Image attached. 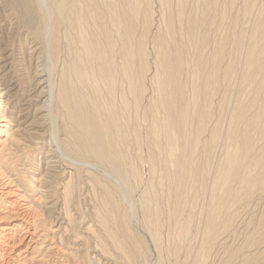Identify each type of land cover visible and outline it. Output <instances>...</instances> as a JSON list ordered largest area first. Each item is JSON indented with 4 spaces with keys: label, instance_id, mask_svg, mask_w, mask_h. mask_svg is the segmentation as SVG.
I'll list each match as a JSON object with an SVG mask.
<instances>
[{
    "label": "bare ground",
    "instance_id": "1",
    "mask_svg": "<svg viewBox=\"0 0 264 264\" xmlns=\"http://www.w3.org/2000/svg\"><path fill=\"white\" fill-rule=\"evenodd\" d=\"M156 1L163 7L166 30L152 35L154 0H36V4L33 0H12L28 23L29 36L39 43L45 41L42 31L46 29L41 25L46 21H51L48 32L55 37L59 26L67 25L66 48L73 59L60 69L56 90L49 73L51 65H46L50 70L43 65L35 73L32 89L20 90L11 76V53L0 48V264L88 263L78 260L76 253L68 251L70 247H59L75 232L76 221L68 210L75 201L71 181L59 188L67 226L59 219L54 227L46 228L43 223L42 215H51L59 208L58 200L48 198L54 192L53 183L66 171L63 163L75 167L88 164L87 168L100 165L119 182L114 185L124 192L134 218L141 216L139 223L153 240L160 263L165 261L164 254L167 264H211L208 260L213 251L224 248L221 264H258L257 250L249 254L242 251L257 246L261 235L255 238L247 233L244 245L238 248L228 246L227 240L242 204L256 196L264 197V11L249 34L241 28L222 37L208 56L207 33L200 36L201 44H192L197 31L208 25L218 1L208 0L201 16L188 15L185 40L176 36L175 20L184 18L187 0H176L177 19L170 13L169 0ZM252 1L244 2L245 15ZM139 21L143 23L141 33ZM154 42L156 47L149 49L148 43ZM242 46L244 56L238 57ZM226 57L229 59L224 64ZM187 65L192 66L189 93L187 79L182 77ZM152 68L156 86L150 96L147 76ZM220 77L227 84L233 78L238 86L223 133L219 122L224 117L226 98L221 101L217 122L211 125L215 115L212 98L218 92ZM48 120L52 124L49 131ZM26 133L34 149L49 133L48 149L39 147L45 164L42 170H20L15 165L21 156L19 147L31 146L23 142ZM206 133L207 138H203ZM217 148L222 152L211 173L207 167ZM87 172L103 191L102 215L97 221L127 262L137 264L136 257L144 255L143 243L132 229L131 212L122 205L121 193L114 192L115 186L102 184L91 169ZM159 189L166 190V195L162 193L165 208L160 205ZM200 190L207 197L200 207L198 203L196 212L200 198L196 193ZM187 204L189 209H185ZM163 214L169 223L166 244ZM92 228L85 226V240L90 239ZM84 239L75 236L79 250L87 244Z\"/></svg>",
    "mask_w": 264,
    "mask_h": 264
},
{
    "label": "rangeland",
    "instance_id": "2",
    "mask_svg": "<svg viewBox=\"0 0 264 264\" xmlns=\"http://www.w3.org/2000/svg\"><path fill=\"white\" fill-rule=\"evenodd\" d=\"M177 1L176 0H169V2H170L169 5L171 7V8L169 7L170 8L169 10H171L170 13H172L173 16L174 15L177 16L176 15L177 14V4H176ZM217 1L218 2L215 5L216 9L214 7V10H212V12L210 13L208 25L204 29H201V30L197 31L198 34L196 33L197 35H195V38H194V41H193L194 43L192 44V45L201 44V42H202L201 40L203 38V35L205 33H207V35L205 34L204 36H206V37L208 36L209 37V39L207 37V39H208L207 47H208L209 50L206 48V52H205V54L208 55V56H210L211 52H213V50H215V47L218 45V44H216V42L218 43L222 39V37L224 38L225 36H228V35L231 36V34H233L235 31H237V30H239L241 28H244L246 30V33L249 34L250 31L256 25L257 21L263 17V15L261 16V14H262V11H264V6H262V5H264V0H255V1L253 0L252 1L253 2L252 3V7L250 9L251 11L249 10L246 15L244 14L245 13L244 12V10H245L244 8H245V5H246V4H244V2L246 3L247 0H230V1L229 0H226V1L222 0L224 5L222 4V2L220 3V0H217ZM33 2L35 3L36 0H33ZM207 2H208V0H187V3H186L187 5L185 6L186 8H185V13H184V18L182 19L183 22L181 20H178L174 16L175 19H177V20H175V24L178 23V25H175V27H176V36L178 37V39H184V37H185V35L187 33V21H188L187 19H188V17L191 16L192 14H193V16H197V17L201 16L204 13V11H205V8H203V7L206 6L205 4ZM254 2H255V4H254ZM14 7L15 6L12 5V0H0V48H4L5 47L7 49V51H9L11 53L12 66H13L12 69H11L12 70L11 71V76L13 77V80H15L16 82L19 83L20 90L21 89H27L28 90L30 88L32 89V87H31L32 84H33L32 78H34L35 73L37 71H39L40 69L44 68V66L51 65L49 67L52 70H50L48 68V66H46V67H47V69L50 70V71L48 70L49 73L50 72L52 73V74L50 73V75H51L52 81L54 80L53 81V85H54V90H56V87L58 86L59 79L61 78L60 77L61 76L60 74H62L61 70H63L65 63L67 65V63L70 62V59L71 58L73 59V55L72 54L70 55L68 53L69 51L67 52L68 48H66L67 45H66V41H65V34H67L69 32V28H67V25L61 24L59 26V28L57 29V34H56L57 37H55V35L53 36L52 33L50 34L51 31L48 30L49 27H50V22L51 21H49V23H47V21H46V25L45 26H43V24L41 25V23H40V25L43 27V29H46V30L42 31L44 33V35H45L44 36L45 37V41L43 39L44 42L43 43H41V42L39 43V41L34 40L33 37L29 36L30 34L28 33V23L25 21L23 15L20 12H17L18 10H15ZM228 10H229V12H228ZM162 11H164L162 5L159 2H157L156 0H154V2L152 4V13H153V20H152L153 24H152V28H151L152 31H153V33H151L152 35H154L158 31L164 32L166 30V26H165L166 23L164 22V18H162V15H163ZM200 12H201V14H200ZM218 12L219 13L220 12L223 13V15L219 14ZM34 14H35L34 16L36 17L37 13H34ZM217 14H219V15H217ZM220 16L222 18H224V19L222 20V18ZM241 16H242L243 20L241 19ZM244 16H245V18H244ZM36 18H38V16ZM214 18H216L215 21H214ZM218 19H219V21H218ZM235 21H237V22H235ZM141 22L142 21H139V32L140 33L143 31V23H141ZM180 22H182V23L180 24ZM233 22H235V24ZM240 23H242V24H240ZM63 25H64L65 29L62 27ZM177 26H179V28ZM231 26L233 28L236 27V28L233 29L234 31L231 29L232 28ZM239 26H241V27L239 28ZM243 26H245V27H243ZM177 29H179V30H177ZM183 29H185V30L183 31ZM48 31H50V32H48ZM66 31H68V32L66 33ZM225 31H226V33H225ZM50 35H52V36H50ZM46 36L48 37L47 39H46ZM218 36H219V38L220 37L221 38L219 39ZM180 37H182V38H180ZM195 39H196L197 43H195ZM213 39H214V41H213ZM212 41H213V43H212ZM48 46H51V47H48ZM153 46L156 47V43L155 42H154V44L153 43H148V48L149 49H152ZM54 49H55V52H54ZM207 51L209 52V54H207L208 53ZM244 53H245V48L242 46L238 50V57H243ZM54 54L57 55L58 57L55 56ZM67 54L69 55L68 57H67ZM54 57H55V59H54ZM46 59H49V60H46ZM228 59H229V57L228 58L226 57L224 64L227 63ZM54 62H55V65H54ZM50 63H52V64H50ZM52 66L56 70H54L52 68ZM190 66L191 65H187V67H186L187 70H185L186 71L185 73L183 71V76H182L183 78L185 77L184 80L187 79L185 82L187 84L188 93L191 91V85L193 83L192 76H191L192 66L191 67ZM189 69H190V71H189ZM53 70H54V72H53ZM237 70L238 71H236V73H237V76H238V74H240L241 70H240V68H238ZM153 72H154V69L152 68V70L149 72L150 74H148V76H147V79H148L147 82H148L150 96H152L154 94L155 86H156L155 85V81H153L154 79L152 78L153 77V74H152ZM189 77H191V78H189ZM190 80H191V82H190ZM118 81L121 82L122 80H120V78H118ZM28 83H29V85H28ZM55 83H57V84H55ZM122 87L123 86L120 85V88H121L120 91L123 90ZM237 91H238V86H237V83H235V79L232 78V80L230 81V84H227V82L226 81L223 82V78L220 77V85H219L218 92H216L214 94L213 98H212L213 99V109H214V113H215L216 116L213 114L214 117L212 118L211 125H214L217 122V117H219V112L221 110V101H222L223 98H226V102H225L226 104H225V108H224L225 112H224V115H223L224 117L222 119L220 118L221 120L219 122L220 129H221L222 133L226 130V127L228 125L229 114H230V111H231L230 108L233 107V101H234L233 97H234V95H236ZM151 93H153V94H151ZM231 93H233V94H231ZM229 99H230V101H229ZM215 120H216V122H215ZM14 122L15 121H13V124H16V122L15 123ZM47 124L49 125V126L47 125L48 131H49L50 126L52 124H51V122L49 120L47 121ZM29 136L30 135H27V133L24 134V137L26 138V141L23 140V142L25 144L27 143L26 144L27 146H29V145H31V146H29L28 148H25V149H23L22 146L19 147L20 149H18L19 150L18 153H19V155L21 154V156H20V158H17V161H15V165L19 166L18 168L20 170L21 169L22 170H27V168L30 169L29 171L34 170V169L36 171L42 170V169H44L45 164H44V161H43V155H42V153H40L42 151L40 150L39 147L43 146L44 148L48 149L49 146H47V145H48L49 133L48 134L46 133V139H45L44 143H40L39 146L36 147L35 149H34L35 144L31 143V141H33V140ZM204 137L207 138V133L203 135V138ZM30 147L33 148V149H31ZM37 148H39V150ZM221 152L222 151H221L220 148H217V153H216V150H215V153H214V155L212 157L213 159L211 158V161L208 164V166L211 167V168L209 169V167H207L209 172H211L212 169H213V171L215 170V168H216V166L218 164V161L220 159ZM199 157L200 156L197 157V160L200 161ZM81 160L87 161V162L90 161V160H87V159H85V160L81 159ZM213 161H215L217 163H215ZM210 164H211V166H210ZM85 165H88V164H83V165L81 164V166L79 165V166L75 167V166L70 165L69 163H63L62 166L65 168L66 171L62 175L61 179L58 178L57 181H55L53 183V185L55 186V187H53L54 188L53 189L54 192L52 193V196H51L52 198L51 197L48 198L49 200H53L54 202L58 200V202L60 203V205H59L60 209L58 208V210L56 212L52 213L51 215H49L48 213L42 215L43 223H45L44 225L47 228V227H51L54 224H56L57 220L59 219L58 221L60 223L63 222L64 227L67 226V223H68L67 220L63 219V218H66V214L65 213H66L67 210L62 206V204H63L62 201L63 200H62L61 196L59 195V188H61V185L64 184L65 181L66 182L67 181H71V183H72V185L74 187L73 190H74V195H75L74 196V200L75 201H72L73 203L70 204L68 210H69V213H70L71 217L73 219H75V221H76V223H75V232H74V234L71 235L70 239H68V236H67V238H64V242L59 244V247H61V249H65V250H66L67 246L70 247V250H68V251L72 250V252H74V254L76 253L75 256L78 257L77 258L78 260H80L81 258H82L81 260H85V261L87 260L88 263H86V264H130L129 261L127 262V260L124 258L125 255L122 254L120 251L118 252L117 249L113 246V244L111 243V241L107 237L108 234L103 230V227L101 226L100 221L99 220L97 221V219H99V214L102 215V213H101L102 210L101 209L103 208V206H102L103 202H101V201H104V200H102V197H103V195H102L103 193L102 192L103 191H101L102 189L100 187V184H98V182H96L97 185H98L97 186L96 183L93 181L92 176L87 171L91 169L92 175L94 174V175L98 176V178H100L101 183L103 182L102 184H104L106 186L109 185L111 187L112 186L116 187V185H114V184L118 185L119 182H117V180L115 178H113L112 176H108L106 174V171H105L104 167H102L100 165H97L96 167L94 166V167L87 168L88 166L86 167ZM68 172H69V174H68ZM66 176H67V178H66ZM210 176L211 175H208L209 178H210ZM208 180H210V179H208ZM56 187L58 189H56ZM162 189H159L158 191H159V196H161L160 197V205L163 204L161 206H164V204H165V195H166L165 191L166 190L165 189L162 190ZM205 189H207V188H205ZM113 190H114V192H116V190H117L118 195H120L119 192L121 193L122 205L124 206L125 210L129 209V212H131L130 213V217H131L132 229L134 230L135 234L138 235V239L143 243L142 251L144 250V255L143 254L139 255L140 258L136 257L135 262L137 261L136 262L137 264L138 263L139 264H146V261H148L147 264H167L168 263L167 262L168 259L166 258L167 256H165L164 254H163V260H165V261L164 262L161 261V263H160V261H158L159 260V258H158L159 257L158 254L159 253L157 252V249L155 248L153 240L148 236V233L146 232L143 223L142 222L139 223V221L141 219L140 218L141 216H138V219L134 218L135 216L132 213L130 204L128 203V201L126 199V196H125L124 192L122 191V189H117V187H116V189H113ZM162 193L165 194V195H163ZM197 193H199V195ZM197 193H196L197 198H198V196L200 198L197 199V203H196L197 207L196 208L194 207V210L196 212H197V210L199 211V209H200L199 207L201 205V202H204V200H205L204 198L207 197V193L204 192V191L200 190ZM256 197L257 198H255V197L252 198L253 200L252 199L249 200L250 202L247 201L249 204L247 202L242 204V207H241L242 209L240 208L241 210L239 211V215H238L239 218H237V221L234 223L233 229L234 228L236 229L237 227L238 228L236 230L232 229L233 232L228 237V240H227L228 243L227 244H228V246H231V248H233V247H235V248L242 247L244 245L243 243L246 240V237H248L247 233H248V235H253V237H255V238H256V236L258 238L259 237L258 235H261V237L259 238V239H261V240H259V242L260 241L261 242L257 243L256 244L257 246L253 245L252 246L253 248L251 246H249L248 248L244 247L243 251H245L246 249L247 250L245 251L246 253L243 252V251H242V253L243 254H249L250 252L257 253V251H258V254L260 256L258 264H262V263L264 264V257H263V255H264V252H263L264 251V233H263L264 232V197H260V196H256ZM162 201H163V203H162ZM198 203H199V207H198ZM190 207H191L190 204H187V207L185 205V209H189ZM164 208H165V206H164ZM61 210H62V212H61ZM63 214H65V215L63 216ZM46 215H48L49 218ZM165 218H166V214H163L162 215V219H165ZM166 221H167L166 219L163 220V228L164 229H162L163 238H165L164 239L165 240L164 241L165 244L167 243L166 236H167V231H168L167 229H168V226H169L168 225L169 224L168 221L167 222ZM237 222H238V225H237ZM87 225H90L91 227H93L92 228V234L88 237V238H90L89 240L88 239L87 240L84 239L87 236V234L85 233L86 232L85 231V226H87ZM259 226H260V228H259ZM257 230H258V232H257ZM78 233H81V234L77 235ZM83 233H84L85 236L83 235ZM261 233H263V234H261ZM75 236H78L80 239H82V241H83V239H84V241H87V244H86V242H84L86 245H84L83 247L81 246L82 247V249H80L81 251L78 249L79 241L75 240ZM80 236H82V237H80ZM97 236H98V238H97ZM73 237H74V239H73ZM80 242H81V240H80ZM97 244H99V245H97ZM237 245H240V246H237ZM101 246H104V247L102 248ZM91 248L92 249L94 248V249L92 250ZM84 249H86V250H84ZM95 249L97 251H95ZM98 249H99V251H98ZM223 249L224 248H222L221 250H218V252H217V250H214L212 255H211V257H210L212 259L209 258L208 263L221 264V262H222V256L221 255H223L222 254V250ZM250 250H253V251H250ZM254 250H257V251H254ZM106 251H107V253H106ZM104 252H105V254H104ZM122 255H124V257ZM213 255H214V258L216 256V259L213 258ZM218 259H219V261H218ZM213 260H214V262H213ZM238 261H239V259H238Z\"/></svg>",
    "mask_w": 264,
    "mask_h": 264
}]
</instances>
